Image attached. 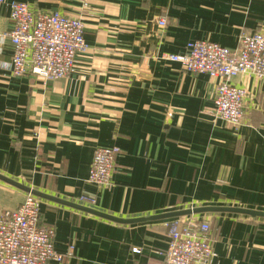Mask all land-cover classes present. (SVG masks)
<instances>
[{"label": "crops", "instance_id": "0c3cea01", "mask_svg": "<svg viewBox=\"0 0 264 264\" xmlns=\"http://www.w3.org/2000/svg\"><path fill=\"white\" fill-rule=\"evenodd\" d=\"M12 2L83 20L88 51L68 78L12 74ZM255 32L264 34V0L0 1V175L126 220L209 206L264 212V81L230 80L246 93L244 126L233 128L213 117L221 80L166 59L197 40L234 49ZM113 146L111 186L89 184L95 150ZM25 195L0 182V214ZM41 202L63 256L49 264L163 262L172 220L126 226ZM194 217L210 225L211 264H264V219Z\"/></svg>", "mask_w": 264, "mask_h": 264}, {"label": "built area", "instance_id": "2783aa9c", "mask_svg": "<svg viewBox=\"0 0 264 264\" xmlns=\"http://www.w3.org/2000/svg\"><path fill=\"white\" fill-rule=\"evenodd\" d=\"M10 8L12 27L3 38L12 47V74L20 77L31 70L46 84L68 78L75 71L77 56L88 51L83 20L59 11L36 13L20 2H12ZM159 25L165 27L166 20H160ZM166 59L181 65L185 72L220 79L213 117L233 128L244 126L246 93L230 80L247 75L264 81L263 33L242 34L234 49L208 40L188 42L183 52ZM118 153L115 146L97 148L87 182L110 187ZM41 204V199L26 194L16 209L0 214V264L63 261L55 249V230L41 225ZM167 226L169 244L161 264H211L214 250L207 238L208 222L193 216L174 219Z\"/></svg>", "mask_w": 264, "mask_h": 264}, {"label": "water", "instance_id": "95a60500", "mask_svg": "<svg viewBox=\"0 0 264 264\" xmlns=\"http://www.w3.org/2000/svg\"><path fill=\"white\" fill-rule=\"evenodd\" d=\"M30 46H29V51H30ZM0 182H3L13 188H16L19 191H22L25 194H30L34 197H37L41 200H48L66 207L73 208L75 210L93 215L95 217L101 218L103 220H107L116 224L120 225H136L140 223H146V222H152V221H162V220H174V219H181V218H187V217H193V216H200V215H206V214H236V215H241V216H247L251 218H261L264 219V212L262 211H255V210H249L245 208H237V207H214V206H209V207H199V208H192V209H187V210H182V211H177V212H171L168 214H163L159 216H154L150 218H140V219H121L117 218L105 213H102L98 210L88 208L81 206L79 204L67 202L64 200H60L51 196H48L42 192H39L37 190H34L32 188H29L25 186L24 184L18 183L14 180H11L9 178H6L5 176L0 175Z\"/></svg>", "mask_w": 264, "mask_h": 264}]
</instances>
